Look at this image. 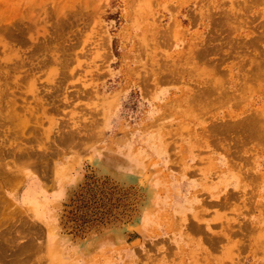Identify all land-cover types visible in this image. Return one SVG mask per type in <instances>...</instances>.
<instances>
[{
  "label": "rangeland",
  "instance_id": "rangeland-1",
  "mask_svg": "<svg viewBox=\"0 0 264 264\" xmlns=\"http://www.w3.org/2000/svg\"><path fill=\"white\" fill-rule=\"evenodd\" d=\"M0 264H264V0H0Z\"/></svg>",
  "mask_w": 264,
  "mask_h": 264
}]
</instances>
